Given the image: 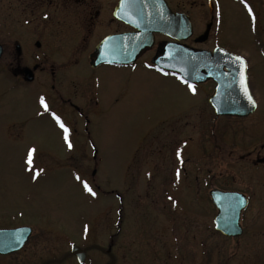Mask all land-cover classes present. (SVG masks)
Wrapping results in <instances>:
<instances>
[{"label": "rangeland", "instance_id": "obj_1", "mask_svg": "<svg viewBox=\"0 0 264 264\" xmlns=\"http://www.w3.org/2000/svg\"><path fill=\"white\" fill-rule=\"evenodd\" d=\"M2 1L0 17H5ZM224 7L227 15L231 16L228 4ZM30 32L40 31L34 29ZM234 33L235 46L248 53L254 65L252 87L259 102V111L254 117L217 119L207 100L212 93V82L190 84L170 76L151 84L127 86L126 91L135 97L134 102L131 105L125 104L121 111L118 108L109 109V114L116 119L109 117L100 124L90 126L91 140L85 135L88 126L82 124L76 126L77 134L81 133L82 137L70 135L69 138L67 135L66 138L65 129L58 124L56 116L48 108L45 109L41 103L44 101L42 91H51L46 74L39 73L28 89L13 87L11 91L7 90L9 77L4 68L10 59L8 55L16 53L15 46H9L6 56L0 59V225L30 226L33 234L24 249L10 257L0 258V263L11 261L14 264H41L51 257H61L68 252L69 242L80 247L90 244L107 247L111 237L115 235L113 239L116 241L118 236L117 215L119 198L122 196L127 214L150 216L151 212L161 214L165 208L174 209L172 202L181 184L174 187L173 191L169 186L165 189L161 181H166L165 176L168 177V174L159 173L156 184L151 188L142 175L140 185L134 187L131 183L132 175L129 174L124 182L121 169L130 148L141 133L150 127L151 123L139 118L150 115L156 118L164 112L188 107L183 118V124H187L183 126L180 135L181 140L185 141L176 150L180 155L176 164H186L187 160L188 166H204L205 184L202 185L203 175L200 171L199 181L193 180L194 188L190 184L187 188L194 192L197 189L201 192L203 188L205 244L213 247L240 246L239 254L246 263L264 264V164L256 165L252 162L264 144L262 42H251L245 47L248 34L255 39L262 36V31L259 28L257 32L242 24L237 25ZM2 34L4 25L0 24V37ZM23 47L27 53L24 52L26 56L22 64L29 67L38 62L35 58L37 53H56L49 41H44L41 47L32 44ZM46 64L59 68L65 79L64 86L69 91L76 90L75 87L82 85L85 80L79 76V72L85 71L80 67L81 62L52 59ZM106 86L109 87V84ZM192 86H195V92ZM203 90L205 96L202 98ZM152 94H156V102L153 104L156 103L157 107L150 106ZM12 121L25 122L23 135L17 136V129L9 135L10 138L6 135L4 125ZM216 126L223 131L214 134ZM157 129V163L169 165L168 155L173 153L177 142L175 140L170 143L171 136L178 130L171 126H158ZM69 140L72 147H69ZM93 146L98 151L95 161L90 153ZM33 149L35 152H32ZM85 184L96 195H92ZM217 186L244 190L251 195L252 202L242 219L246 232L239 239L240 242L227 240L214 232L216 208L210 200L209 192ZM167 191L168 199L172 202L166 199ZM172 213L200 214L179 209ZM91 254L97 258L99 253L92 250Z\"/></svg>", "mask_w": 264, "mask_h": 264}, {"label": "flooded vegetation", "instance_id": "obj_2", "mask_svg": "<svg viewBox=\"0 0 264 264\" xmlns=\"http://www.w3.org/2000/svg\"><path fill=\"white\" fill-rule=\"evenodd\" d=\"M135 1L140 2L141 0ZM163 1L165 7L121 6V0L2 1L1 5L5 10V17H0V24L4 25V34L0 37V45L3 49L0 59L6 56L9 46L16 48L15 54L8 55L10 59L4 68L9 77L7 90L11 91L13 87L14 89H28L29 84L36 81L39 73L46 74L48 77L46 81L51 91L48 93L42 91V95L48 105V110L63 121L69 130L67 134L69 138L70 135L75 138L77 135L82 137L81 133L77 134L78 128L76 127L82 124L88 126L85 135L90 139V126L100 124L109 117L112 120L116 119L109 114V109L118 108L121 111L125 104L131 105L134 102L135 97L126 91L130 85L135 87L142 83L151 84L155 80L170 76H176L182 82L190 83L179 74L161 69L155 64L154 59L158 56V50L161 47L167 44H177L208 51L223 48L246 59L248 81L256 101V109L247 116L219 115L209 101L216 90V82L210 79L206 82L190 84L213 83L212 93L208 95L207 100L217 119L240 120L254 117L259 111V102L254 94V86L252 87V81L254 84L252 74L254 65L248 57V53L235 46L236 33L234 31L237 25L242 24H246L247 27L255 29L257 32L259 28L261 29L262 36L255 39H253L254 36L248 34L245 47L249 46L251 42L258 44L261 40V57L264 66V0ZM227 4L230 7L231 16L226 13L224 5ZM34 29L40 32H30ZM126 36L131 37V41H126ZM109 39L111 41L107 44V54L101 60L103 62L97 63L99 60L96 55L97 48L102 42ZM44 41H49V44L55 47L56 53H37L35 58L38 62L33 67L22 64L26 56L24 53L26 50L23 46L27 47V45L32 44L41 47ZM127 45L144 46L136 56L132 57L129 51L133 50L134 47H130L128 50ZM52 59L82 63L80 67L85 71L79 72V76L84 77L85 80L82 85L75 87L78 90L69 91L64 86L65 79L60 74L59 68L47 66L46 62ZM27 68L33 71L31 80L28 79ZM106 84H109V87ZM83 85L84 87H82ZM204 96L205 91L203 90L202 98ZM150 98L152 99L150 106H156V103L153 104L156 102V94L150 95ZM187 108L164 112L156 118L151 115L139 118L138 120L151 123L149 124L150 127L141 133L139 139L130 148L128 158L121 169L124 182L129 174L132 175L131 183L134 187L140 185L139 181L142 175L148 183L147 186L150 185L151 188L156 184L159 173L168 174V177L165 176L166 181H161V184L165 185V189L169 186L170 190L173 191L174 187L181 184V188H178L180 191L177 192L176 190V198L173 199V202L168 199L169 192L167 191L166 199L172 202L174 209L165 208V212L161 214L151 212L150 216L141 213L127 214L125 213V199L122 196L119 198L120 208L117 215L118 236L116 241L113 239L115 236L113 235L107 247L99 244L83 246L82 248H89L83 263L78 261L77 256L68 255L74 245V243L69 242L70 247L69 245L68 247L70 249L68 252L61 257H51L41 264H109L112 260H114L113 264H248L239 254L240 246L213 247L205 244V219L202 208L204 205L203 188L201 192L199 189L194 192V190L190 191V188H187L189 184L193 186L194 179L199 181L200 171L203 175L202 185L205 184L204 166H188L186 165L187 160L185 161L186 164H176L178 156H180L176 150L185 141L184 139L181 140L180 135L183 132V126L187 124V122L183 124ZM58 124L60 123L58 122ZM158 126H171L179 131L171 136L170 143L175 140L177 142L173 147V153L168 155L169 165H158L157 163L159 136L156 128ZM4 127L7 136L11 135L14 129L18 131L17 136H21L25 122L12 121L6 123ZM174 129H172L173 132ZM214 129V134L216 131H223L221 127L217 126ZM91 152V158L95 161L98 153L95 146L92 147ZM252 162L256 165L264 164V144L260 146L255 161ZM213 189L242 193L249 201L248 207L252 202L251 195L247 191L217 186L209 192L212 203L211 191ZM195 206L199 207L195 209ZM248 207L241 214L242 234L228 236L216 228L215 217L218 209L215 206L214 232L227 240L240 242L239 239L246 232L242 219ZM175 209L182 212L191 210L200 214L172 213ZM167 210H170V213ZM16 227H21V225ZM16 227L0 225V229ZM134 227L135 230L132 229ZM31 236L21 249L8 253L0 252V258L10 257L24 249ZM92 250L99 253L97 258L92 256ZM0 264L14 263L7 261Z\"/></svg>", "mask_w": 264, "mask_h": 264}, {"label": "water", "instance_id": "obj_3", "mask_svg": "<svg viewBox=\"0 0 264 264\" xmlns=\"http://www.w3.org/2000/svg\"><path fill=\"white\" fill-rule=\"evenodd\" d=\"M120 5L165 7V2L163 0H141L140 2L121 0ZM147 13L149 14V12ZM162 30L164 31V29ZM110 41V39L104 41L98 46L96 55L100 61L98 60L97 63L103 62L101 60L107 54V44ZM126 41H131V37L126 36ZM143 46L137 47L135 45L134 47L127 45V48L129 50L130 47H134L133 50L129 51L131 56L134 57ZM2 53L3 49L0 45V57ZM154 62L159 68L177 73L190 83L214 80L217 87L209 101L219 115L247 116L256 109V101L248 81V64L246 59L239 55L223 48L208 51L189 46L167 44L158 50V56L154 59ZM26 72L28 79L31 80L33 71L27 68ZM245 86L248 89L247 94L244 91ZM249 94L252 97L251 100L248 98ZM252 101H255V103ZM211 198L218 209L215 217L217 230L228 236L241 235L243 231L240 224L241 214L249 204L246 196L239 192L213 189ZM32 231L30 226L0 229V252L8 253L21 249L31 236ZM88 249V247L82 248L74 244L68 255L77 256L78 261L83 263L86 260ZM113 263L114 260L109 264Z\"/></svg>", "mask_w": 264, "mask_h": 264}, {"label": "snow or ice", "instance_id": "obj_4", "mask_svg": "<svg viewBox=\"0 0 264 264\" xmlns=\"http://www.w3.org/2000/svg\"><path fill=\"white\" fill-rule=\"evenodd\" d=\"M249 10L251 11V9H249ZM245 84H246V78H245ZM192 91H193V92L196 91L195 86H192ZM244 91H245L246 94L248 93V89H247L246 86H245ZM248 98H249V100L252 99V97H251L250 94L248 95ZM252 102L255 103V101H252ZM41 103L44 104V107H45V109L47 110V108H48L47 103H46L45 101H43V100L41 101ZM53 115H55V114L53 113ZM56 119H57V121L60 123V126H61L62 128L65 129L66 138H67V134H68L69 130L67 129V127L65 126V124L63 123V121H61L60 118H59L58 116L56 117ZM69 147H72V144H71V141H70V140H69ZM32 152H35V149H33ZM29 163H31V159L29 160ZM85 187L87 188V190H88L92 195H96V193L93 191V189H92L90 186H88L87 184H85Z\"/></svg>", "mask_w": 264, "mask_h": 264}]
</instances>
